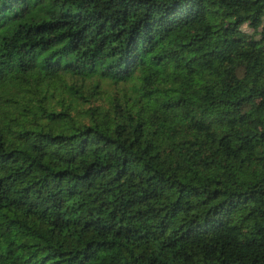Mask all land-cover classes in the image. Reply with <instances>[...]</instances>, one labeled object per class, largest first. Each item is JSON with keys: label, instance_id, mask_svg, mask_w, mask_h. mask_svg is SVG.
<instances>
[{"label": "trees", "instance_id": "16d2710c", "mask_svg": "<svg viewBox=\"0 0 264 264\" xmlns=\"http://www.w3.org/2000/svg\"><path fill=\"white\" fill-rule=\"evenodd\" d=\"M0 264H264V0H0Z\"/></svg>", "mask_w": 264, "mask_h": 264}, {"label": "rangeland", "instance_id": "374dc122", "mask_svg": "<svg viewBox=\"0 0 264 264\" xmlns=\"http://www.w3.org/2000/svg\"><path fill=\"white\" fill-rule=\"evenodd\" d=\"M242 30L245 32L250 33V31L246 27H242ZM258 170V167H256ZM252 170H247V169H241V170H233L229 172V176L231 180L234 182L240 181V180H248L249 178L251 179L252 177Z\"/></svg>", "mask_w": 264, "mask_h": 264}]
</instances>
